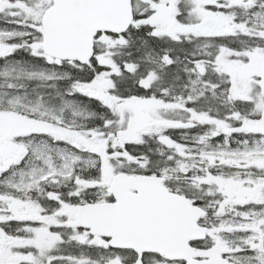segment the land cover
<instances>
[{
  "label": "snow or ice",
  "instance_id": "1",
  "mask_svg": "<svg viewBox=\"0 0 264 264\" xmlns=\"http://www.w3.org/2000/svg\"><path fill=\"white\" fill-rule=\"evenodd\" d=\"M0 264H264V0H0Z\"/></svg>",
  "mask_w": 264,
  "mask_h": 264
}]
</instances>
